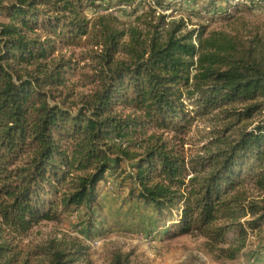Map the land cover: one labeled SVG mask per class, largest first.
Instances as JSON below:
<instances>
[{
	"label": "trees",
	"instance_id": "1",
	"mask_svg": "<svg viewBox=\"0 0 264 264\" xmlns=\"http://www.w3.org/2000/svg\"><path fill=\"white\" fill-rule=\"evenodd\" d=\"M151 1L0 0L8 20L0 23V262L12 252L6 235L93 207L123 162L133 164L131 195L175 216L173 237H205L219 260L237 259L248 230L264 222V31H186L158 12L170 3ZM104 2L115 10L86 17ZM141 4L155 18L146 30L112 13ZM84 44L99 51L98 88L75 110L52 103L73 71L70 61L51 62L57 45ZM210 116L213 137L192 156L149 135L182 138ZM86 250L44 251L49 264H83ZM114 264L128 261L118 255Z\"/></svg>",
	"mask_w": 264,
	"mask_h": 264
},
{
	"label": "rangeland",
	"instance_id": "2",
	"mask_svg": "<svg viewBox=\"0 0 264 264\" xmlns=\"http://www.w3.org/2000/svg\"><path fill=\"white\" fill-rule=\"evenodd\" d=\"M1 1L6 5L15 0ZM166 3H170L169 10L158 12L168 15V21L185 22L186 31L200 26H207L208 32L249 34L264 31V0H242L235 7L230 0H166ZM137 8L134 12L129 7L116 8L112 13L120 21L146 30L147 23H154L155 18L147 16V4ZM112 10L114 7L104 2L87 9L85 15L95 20ZM3 22L8 20L0 9V23ZM57 48L51 62L70 61L73 71L69 72L65 87L52 90L54 99L50 101L64 102L75 110L89 101L98 88L95 75L99 62L93 57L99 51L87 44L81 47L57 45ZM116 59L126 60L127 57L119 54ZM215 125L217 123L210 116L192 122L182 138L172 140L170 134L152 130L149 135H163L165 140L171 141V146L188 157L209 142ZM132 165L123 162L118 172L108 174L99 185L98 202L93 207L70 209L63 212L59 220L43 221L16 239L6 235L12 252L0 264H49L50 255L45 251L52 245L59 248L83 246L88 253L83 264H114L118 255L128 264H264V222L259 229L248 230L245 246L237 259L219 260L208 251L205 237L197 233L173 237L172 220L177 218L159 215L136 195H131ZM235 238L234 233L228 235L229 240Z\"/></svg>",
	"mask_w": 264,
	"mask_h": 264
}]
</instances>
